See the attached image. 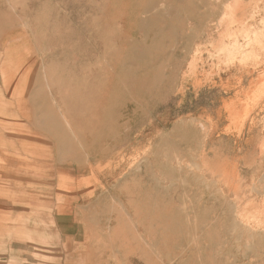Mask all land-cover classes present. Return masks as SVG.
Returning a JSON list of instances; mask_svg holds the SVG:
<instances>
[{"label": "rangeland", "instance_id": "374dc122", "mask_svg": "<svg viewBox=\"0 0 264 264\" xmlns=\"http://www.w3.org/2000/svg\"><path fill=\"white\" fill-rule=\"evenodd\" d=\"M226 1L0 0V103L11 104L14 101V97L3 87V76L11 77L17 69H28L30 74L34 70L30 90L35 91L27 95L29 103L24 106L28 109L27 115L34 116L40 128L48 129V124L40 117V111L47 108L44 112L51 115L49 118L53 117L61 125L66 120L68 125L62 127L67 132L81 131L84 138L89 140L85 130L102 113L105 92L109 86H114L115 100L109 102L113 123L111 131L104 135V141L112 147L110 153L118 151L116 156H119L118 161L122 160L121 164H124L123 152L126 147L119 146L120 143H127L125 138L128 137V142L131 140L129 143L134 146L128 150L129 165L131 168L138 167V143L142 131L147 134V145L157 141L162 151L170 146L191 144V138L204 136L208 120L206 113H212L218 101L215 90L207 92L201 89L203 80H199V87H194L192 80L195 77L205 81L218 80L223 75L221 70L224 64L217 61L223 54H218L213 46H220L222 38H225L223 34L231 29L229 33L238 34L242 26L256 27L259 9L264 5V0H242L239 3L236 0L235 3L233 0ZM234 36L239 40L244 39L240 33ZM235 57H239L238 53ZM254 57L255 61L249 60L247 64L264 62L263 56ZM249 73L248 76L252 72ZM262 81L260 84H263ZM12 84L17 85L18 82ZM123 92H126L128 99L120 95ZM248 95L244 98L247 100L243 99L244 102L250 101ZM29 99L36 103L33 106L36 110L30 107ZM29 125L28 122L20 126ZM123 126L129 136L119 132L125 128ZM45 133L44 139L49 141L48 131L45 130ZM30 152L22 161V169H17V174L7 172L4 169L6 164L0 161V235L20 232L26 236L24 233L29 231L35 239L32 238L31 248L28 249L14 247L5 239L0 240V264H68L64 258L59 259L64 243L60 241V233L56 229L58 224H62L54 221L53 209L55 213H60V205H55L59 195L54 192L53 182H57L58 177L66 178L71 193L76 189L80 194L78 207L85 206L91 199V191L96 187L98 177L105 178L112 159L108 161L105 156L103 158L101 150H86L85 154L89 158L85 156L83 164L75 167L65 162V170L60 173L57 171L63 167L57 160L51 161L49 152L44 151V148H34ZM85 160L89 161L84 163ZM161 160L165 162V159ZM183 161L176 163V166L192 172L190 163ZM91 167L95 169L94 172ZM28 168L30 171H27ZM76 174L75 187L71 184V178ZM149 177L152 175L149 174ZM172 178L168 168H164L159 182L166 187V190L163 189L166 197L172 192V183H180L178 178ZM65 182L60 186L57 183L55 188H63ZM186 188L179 186V193ZM129 189L128 195L138 207L135 183L130 184ZM25 192H32L29 197L33 199V204L27 201L29 203L26 206L21 196ZM70 197L65 203L71 200ZM53 198L55 200L52 201ZM95 199L98 200L93 205L82 207L84 215H80L79 210L76 212L77 219L74 222L81 229L82 222L93 229L105 226L111 198H106L104 192ZM72 205L76 204L73 202ZM63 209L61 206V211ZM67 209L72 211V206ZM132 212L137 214L135 217L133 215V222L137 224L138 234L144 233L146 229H150L152 234L159 231V224L153 227L140 218V213ZM250 220L251 228L264 230V214L250 216ZM169 225L162 223L163 227L171 228ZM214 225L211 224L214 231L194 233L198 234L197 242L188 243L184 238L175 241L173 238L160 243L162 246L158 248L157 257L143 255L135 247L129 250L118 247L110 253L107 249L109 255H104L105 259L102 258L104 260L100 264H264V232H216L221 227ZM79 231L75 245L83 248L87 246L90 252L87 244L90 243V234ZM169 231L163 230L162 233L170 238ZM75 233L77 231L72 235ZM11 240L14 242V238ZM71 249L75 250L74 247Z\"/></svg>", "mask_w": 264, "mask_h": 264}, {"label": "crops", "instance_id": "0c3cea01", "mask_svg": "<svg viewBox=\"0 0 264 264\" xmlns=\"http://www.w3.org/2000/svg\"><path fill=\"white\" fill-rule=\"evenodd\" d=\"M221 71L223 75L218 80L203 82L201 86V89L207 92L215 90L214 95L218 99L217 107L212 113L205 112L208 120H206V132L202 138H191V144L178 147L170 146L162 151V146L157 141L147 145L145 139L147 134H143L142 131L143 135L139 134L141 138L138 143L140 154L138 155L137 168H131L129 165L128 150L134 146L129 143L131 140L128 142V137L125 138L127 143H120L119 146L120 148L126 147V151L123 152L124 164L120 163V159L118 161L119 156H116L118 151H113L106 158L108 161L112 159V165L110 162L105 178L98 177V183L91 191L89 203L84 202L88 203L86 205H93L98 200L95 198L106 192V198H111L109 201L112 202L107 206L110 211L108 212L109 216L106 217L105 226L93 229L90 225L82 222V229L78 227L74 222L77 219L76 212L79 210L80 215H84L82 207L86 206L78 207L77 203L81 199L78 197L80 195L78 190L75 189L72 194L65 182L66 178L58 177L57 179V182L61 180L65 182L66 186L63 188H55L57 182H53L54 192L59 195L55 205H60V213H55L53 209L54 221L63 226L58 224L59 227L56 229L60 233V241L62 240L64 243L65 247L63 246V248L68 251L65 252L61 248L59 259L64 258L68 264H100V261L105 259L104 255H109L107 249L110 253L118 247L127 250L135 247L143 255L145 253L146 256L157 257L158 248L162 246L160 243L169 241V239L173 240V238L175 241L184 238L188 243L197 242L198 234L194 233L214 231L211 229L212 223L221 227L215 230L216 232L235 231L240 234L243 232L254 234L256 231L264 232L258 228H251V224L249 225L251 223L250 216L257 217L264 214L262 213L264 211V96L260 95L259 91L258 95L263 96L261 100L255 93V97L260 98L258 100L260 102L257 101L258 105L255 107L252 105H256V103L250 96L251 101L249 104L246 103L247 108L244 104L246 109L242 105L243 102L236 101L246 98L249 93L254 95L253 91L258 89L260 84L261 77L258 75L264 74V65H260L258 68L251 65L243 66V68L240 65H233L230 68L223 67ZM248 71L255 75L248 76ZM235 76L240 77L241 81H236ZM247 104L255 109L252 110ZM242 109L245 110L244 114H241ZM247 109H251L252 112H248ZM242 115L245 119L248 116V120L242 118ZM125 131L122 129L120 133H125ZM125 139L121 142H124ZM161 158L165 159V162H161ZM183 160L190 163L193 168L192 172L184 171L186 170L184 166V169H179L176 166V163ZM64 163L61 164L60 167L63 168L60 170H65ZM7 167L18 169L16 165L12 164ZM164 168H168L172 177L178 178L180 181L176 185L172 183V192L168 197L163 194V189L166 190L165 185L163 186V183L159 182ZM149 174L152 177H149ZM45 180L48 181V179ZM132 183H135L137 190L138 207L134 205V199L127 192ZM72 185L77 186V175ZM179 186L187 188L183 189L180 194ZM69 196H71V200L65 203ZM53 200L55 199L53 198ZM73 202L76 205H72ZM61 206L65 208L62 211ZM71 206L72 211H68L67 207ZM132 207L134 212L140 213V218L148 221L151 226L159 224V231L156 230L152 234L150 229L149 231L146 229L144 233L138 234L135 226L137 224L133 222V215L135 217L137 214L132 212ZM101 221L104 222L103 219ZM162 223L167 226L170 224L171 228L163 227ZM199 226L202 228H196ZM163 230H170L171 237L162 233ZM76 231L77 234L72 235ZM78 231L82 234H90V241L88 239L90 243H87L90 252H88L87 246L83 248L75 245L77 243L75 240L79 236ZM29 235L31 239H35L33 233L29 232ZM260 237L262 238L261 235ZM4 239L14 247L31 248L29 246L31 241L14 240L13 242L7 236L0 238V240ZM73 241L74 244H72ZM61 245L62 243H60ZM72 247L75 250H72Z\"/></svg>", "mask_w": 264, "mask_h": 264}, {"label": "bare ground", "instance_id": "6f19581e", "mask_svg": "<svg viewBox=\"0 0 264 264\" xmlns=\"http://www.w3.org/2000/svg\"><path fill=\"white\" fill-rule=\"evenodd\" d=\"M240 1H242V0H236V3H239ZM261 1H263V0H261ZM233 2H234V0H233ZM233 2H232V4H233ZM258 2H260V1H258ZM222 6H223V4H222ZM231 8H233V7L231 6ZM252 12L255 13L256 10L252 11ZM259 13H260V15H259L256 27L251 26V24H249L251 27H249V26L243 27L242 26L241 29L239 28L240 29L239 33H240V35H242L244 37L245 40L244 39L243 40L242 39H240V40L236 39L234 35H238L239 33L238 34H235L236 32L235 33H233V32L229 33V31L232 30L231 29V30L228 31V33L225 32V34H223V36H225V38L224 39L222 38V44L220 46H213V48H215V50L219 52L218 54H221V53L223 54V56L220 55L221 58H217L218 62H221V64H224V66H222V68L223 67L230 68V66H233V65H235V66L236 65H240L243 68V66L246 67L247 65H249V64H247V61H249V60H251L252 62L255 61L256 58L254 57V55L257 56V57H260V58H262L261 56L264 57V41L261 42V38L264 37V5L262 7H260ZM221 15H223V14H221ZM234 16H235V14H234ZM233 18H235V17H233ZM235 20H237V19L235 18ZM220 22L222 24V21H220ZM188 23H190V22H188ZM217 23H218V21H217ZM193 24H194V22H193ZM231 24H229V25H231ZM238 24H239V22H238ZM238 24H236V25L238 26ZM216 26H217V24H216ZM189 27H190V25H189ZM229 29H230V27H229ZM234 29H238V27L234 28ZM225 31H227V30H225ZM228 36L230 38H227ZM237 53H238L239 57H235V55ZM217 56H219V55H217ZM262 59H264V58H262ZM235 61H236V63H235ZM260 65H264V62L262 61V63H258V61H257V63L254 62V63L251 64V66H253V67H258ZM190 66H191V64H190ZM253 69H256V68H253ZM30 73H31V71L28 70V69H25V70L17 69L11 77L3 76V87L6 89L8 94H10L12 97H14L13 98L14 101L10 102L11 104H9V103H0V161L4 162V164H6V165H4V169H6V171L9 172L10 174H14V173L18 172L17 169H15V168L11 169V168H8L7 166L9 164H12V165H16L18 168H21L22 161L25 160L24 158L27 156V154L31 153L30 151L32 149H34V148H44V151L49 152L48 153L49 154L48 157L51 159V161H56L57 160L59 164H63L64 162H70V164L74 165L75 167H77V164H83V158L86 159L85 158V156L87 154V153L85 154L86 150H89V151L90 150H92V151L93 150H97V151L101 150V155L103 156V158H104V156L107 158L109 156V154H110L109 149L111 150L112 147L107 146V144L104 141V139H105L104 135H107L111 131L110 127H111V125L113 123V119H112L111 116H112L113 112H112L111 108H109V102L111 103V101H110L111 99L115 100L116 93H115L114 89L116 87L109 86L107 88V90L105 92V101L103 102L102 113L99 114L97 117H95L92 120L90 128L88 130H85V133L89 137L88 138L89 140H86V138H84V136L81 134V131L80 132H76V131L67 132V129L63 128L64 126L68 125L66 123L65 119H64L65 121H63L62 125H61L60 122H57L53 117L49 118L51 115L49 116V114H45V112H44V111L47 110V108L46 109H42L40 111V113H41L40 117L44 118V120H45L44 123L48 124V129L47 128H40L41 127V126H39L40 124L37 125V123H35L36 120L33 118L34 116L29 117L27 115L28 114V109L24 108V106L26 107L25 104L29 103V101H27V98H28L27 95H29V93L32 95V92L35 91L33 89L30 90V84H31V81H32L31 80V75H32V78H33L34 77V70L32 71V74H30ZM248 73H249V71H248ZM182 74H183V72H182ZM259 75H261V74H259ZM263 75L264 74L261 75L262 78H264ZM261 79H260V82L263 80L262 81L263 84L261 83L259 85L260 88H261L262 85L264 87V79H262V80ZM199 80H203V82H206L205 79H203V78L199 79V78L195 77L192 80V84H193L194 87H199V83H200ZM235 80L238 81V82L241 81L240 78H236ZM188 81H189V79H188ZM9 82H11V84ZM15 82H18V84L17 85L16 84H12V83H15ZM225 82H226V80H225ZM201 84H202V82H201ZM15 85H16V87H15ZM260 88H258L259 90L256 89L258 91L254 92V95H250V93H249L248 97L252 96L253 97V101H256V100L258 101V100H260V98L262 100L263 99L262 97L264 96V92H262V94H261ZM262 88H261V90L264 91V88L263 89ZM71 89L74 91V88H71ZM259 91H260V95H263L262 97H260V95H258ZM255 93H256V96L260 97V98L256 99ZM120 95H122L125 99L127 98L126 96H128V95H126V92H123ZM247 99H244V100H247ZM249 100L251 101V99H249ZM236 101H238V102L242 101L243 102V104H242L243 107H244V104H245V107H246V103L249 104V102H250V101H248V102L245 101L244 102L243 99L242 100H236ZM230 102H232V101H230ZM258 102H260V101H258ZM30 103H31L30 107L32 109L36 110V108L33 107L34 104H36V103H34L32 100H30ZM224 103H226V102L224 101ZM1 104H3V105H1ZM248 104H247V106L249 107L251 105V103H250V105H248ZM227 105L229 106L230 104H227ZM234 105H235V103H234ZM257 105L258 104L256 103V105L253 104L252 106L255 107ZM259 105H261V104H259ZM252 106H250L249 108L252 109ZM227 107H226V109H227ZM243 107H241V108H243ZM245 107H244V109L247 108V107L246 108ZM254 107H253V109H255ZM229 109H231V108H229ZM251 109L248 110V112L249 111L252 112L253 109L252 110ZM259 109H260V106H259ZM244 111L245 110H243L241 112V114ZM53 114H54V112H53ZM246 117H247V119H245L243 117V115H242V118H244L245 120H248V116H246ZM28 122L30 124L29 127L20 126L21 124L28 123ZM195 123H196V121H195ZM123 127H125V126H123ZM45 130L48 131V134L50 135L51 139H49V141L47 139L46 140L44 139L46 137ZM124 130H126V127L124 128ZM124 134L126 135L127 132L124 133ZM121 140H122V137H121ZM108 142L109 141H107V143ZM98 153H100V152H98ZM93 155H94V153H93ZM86 157L89 158V156H86ZM86 161H89V160H85L84 163H86ZM27 167H34V166L27 165ZM27 171H30V169L28 168ZM62 171H64V170L63 169H61V170L58 169L57 172L63 173ZM94 171H95V169H93V172ZM92 173H90V175ZM26 174H28V172ZM76 175H75V177L71 176L72 177L71 178V184L75 181ZM59 178H62V177H59ZM42 183H45V182H41V184ZM57 183H58L59 186L63 184L62 180L57 182ZM38 184H40V183H38ZM90 186H92V185H90ZM44 188H46V187H44ZM29 191H31V190H29ZM31 194H32V192H30V193L25 192V194H21V196L23 198V201L26 202V206H28L27 204L29 203L27 201H31L32 204L34 203L33 199H31L29 197ZM23 206H25V205H23ZM21 233H23V232H21ZM24 234L26 236L21 235L20 232H17L16 234H12V235L2 234V235H0V238L2 236H7V237H9V239L14 238V240H19L21 242H29V241L32 240L30 235H29V231H28V233L25 232ZM21 239H23V240H21Z\"/></svg>", "mask_w": 264, "mask_h": 264}]
</instances>
